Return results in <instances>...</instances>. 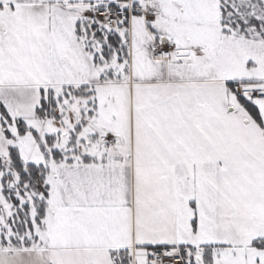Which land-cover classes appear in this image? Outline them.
Here are the masks:
<instances>
[{
  "label": "snow or ice",
  "instance_id": "6c2138e0",
  "mask_svg": "<svg viewBox=\"0 0 264 264\" xmlns=\"http://www.w3.org/2000/svg\"><path fill=\"white\" fill-rule=\"evenodd\" d=\"M0 264H264V0H0Z\"/></svg>",
  "mask_w": 264,
  "mask_h": 264
}]
</instances>
